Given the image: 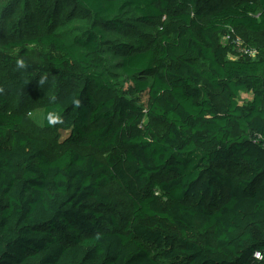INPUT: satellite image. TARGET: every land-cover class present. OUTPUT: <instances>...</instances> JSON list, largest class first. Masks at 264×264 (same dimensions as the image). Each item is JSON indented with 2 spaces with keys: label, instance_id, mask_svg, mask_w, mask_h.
Returning a JSON list of instances; mask_svg holds the SVG:
<instances>
[{
  "label": "trees",
  "instance_id": "1",
  "mask_svg": "<svg viewBox=\"0 0 264 264\" xmlns=\"http://www.w3.org/2000/svg\"><path fill=\"white\" fill-rule=\"evenodd\" d=\"M16 1L0 0V24ZM23 6L7 25L6 46L19 55L0 59L30 74L20 92L49 77L69 86L45 107V128L70 129L75 143L105 157L75 147L50 157L0 94V264H264L254 256L264 254V56L231 59L217 38L229 27L264 34V0ZM67 13L91 22L79 33L55 28ZM157 23L151 39L109 42V31ZM31 44L44 49L38 61ZM107 45L123 53L135 90L148 93L146 111L126 94L101 96L110 86L99 64ZM241 93L253 98L241 102ZM112 182L133 205L123 228L101 210L117 204L103 191Z\"/></svg>",
  "mask_w": 264,
  "mask_h": 264
},
{
  "label": "rangeland",
  "instance_id": "2",
  "mask_svg": "<svg viewBox=\"0 0 264 264\" xmlns=\"http://www.w3.org/2000/svg\"><path fill=\"white\" fill-rule=\"evenodd\" d=\"M23 7V0L16 1L8 17L4 18L3 22L0 24V52L8 56L15 57L19 55V49L6 46V42L12 40L10 39L11 36L8 34L7 25L11 20L12 15L15 19H20L23 16ZM90 22L91 20L83 14L67 13V15L55 25V28L61 27L69 29L73 33H79L88 26ZM159 24L142 26L134 32L127 31L124 34L109 31V42L123 43L135 42L138 38L151 39L158 29ZM217 36L218 41L221 44L227 45L228 47L231 46V51L228 54L231 59H256L264 56V34H254L243 28L235 29L229 27ZM237 40L241 42L239 48L232 47L231 44ZM244 44L247 46L250 45L252 49L259 52L256 57H252L250 54L245 55L243 53L242 50L245 47ZM28 50L30 58L35 61L39 60L40 54L44 51L42 47L35 44L29 45ZM260 52H263V54L260 55ZM122 57L123 53L118 48H111L108 45L105 46L102 57L99 59V64L100 70L103 72L106 82L110 86L103 90L101 96L126 94L127 98L133 100L137 106L143 111H146L150 104V97L147 92H137L135 90L132 80L122 71L120 64ZM20 70L21 69L18 66L14 64L7 65L4 60L0 59V94L6 100V105L3 109L7 112H21L23 114L24 119L22 130L30 136L45 140L48 144L47 154L50 157H55L61 154L68 147H75L81 152L93 153L97 157L103 159L105 154L96 148L84 147L75 143L71 138L72 133L70 129L57 127L50 130L46 129L44 126L45 107L58 101L59 97L69 88V86L63 84L57 78L49 77L46 81L41 79L36 80L27 87L26 90L20 92L17 90L19 83L27 81L30 78V74L21 72ZM15 74H19L20 76L14 78ZM72 87L73 86H71V88ZM252 98V93H241L239 97L241 102H245ZM148 120V118L145 119V121ZM152 124L159 133H163L168 127L166 123L159 120H152ZM222 170L226 172V170ZM231 171L233 175L242 177H247L249 174V170L244 167H233ZM103 191L114 197L117 200V204L114 207L103 206L101 207V210L106 214L115 215L119 222V227H125L126 222L132 217L133 205L130 198L116 182L108 184ZM225 198L226 195L224 199Z\"/></svg>",
  "mask_w": 264,
  "mask_h": 264
},
{
  "label": "built area",
  "instance_id": "3",
  "mask_svg": "<svg viewBox=\"0 0 264 264\" xmlns=\"http://www.w3.org/2000/svg\"><path fill=\"white\" fill-rule=\"evenodd\" d=\"M241 44V42L239 40H237L236 42L234 41L232 45V47H238L239 48V45ZM244 49L242 50L243 53L245 55H248L250 54L252 57H256V55L259 53L257 50L255 49H252V47H250L249 45H245L244 44ZM255 258L259 259V260H262L264 258V254L261 252V251H256L255 254H254Z\"/></svg>",
  "mask_w": 264,
  "mask_h": 264
},
{
  "label": "clouds",
  "instance_id": "4",
  "mask_svg": "<svg viewBox=\"0 0 264 264\" xmlns=\"http://www.w3.org/2000/svg\"><path fill=\"white\" fill-rule=\"evenodd\" d=\"M55 121H53V123H54Z\"/></svg>",
  "mask_w": 264,
  "mask_h": 264
}]
</instances>
